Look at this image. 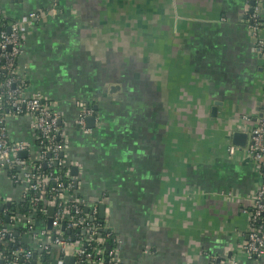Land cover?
Listing matches in <instances>:
<instances>
[{
  "label": "crops",
  "instance_id": "0c3cea01",
  "mask_svg": "<svg viewBox=\"0 0 264 264\" xmlns=\"http://www.w3.org/2000/svg\"><path fill=\"white\" fill-rule=\"evenodd\" d=\"M247 3L2 0L10 21L56 8L24 26L19 71L27 92L57 102L76 193L86 210L98 204V222L120 237L121 264H264L244 249V210L261 178L242 150L228 152L233 133L264 104ZM78 102L96 116L88 131L77 123ZM8 128L38 152L27 117ZM24 189L7 167L0 172L5 207Z\"/></svg>",
  "mask_w": 264,
  "mask_h": 264
},
{
  "label": "built area",
  "instance_id": "2783aa9c",
  "mask_svg": "<svg viewBox=\"0 0 264 264\" xmlns=\"http://www.w3.org/2000/svg\"><path fill=\"white\" fill-rule=\"evenodd\" d=\"M263 3L264 0H248L245 21L264 60V39L260 33L264 26ZM54 13L56 8L52 7L30 12L24 21H10L0 0V172L7 167L15 182L25 183L22 202H28V212L12 213L4 206L7 202L0 198L4 218L10 216L9 222L0 221V244L12 245L0 248V262L33 264L35 260V264H52L57 260V264H67L65 259L71 256L72 264H121L120 237L98 222V204L86 210L85 200L76 193L78 181L65 159L69 139L57 102L40 91L27 92V83L19 71L24 26L31 27ZM78 105L81 112L77 123L88 131L87 117L93 110L83 102ZM22 116L30 120L37 134V153L32 152L30 142L11 137L8 122ZM239 130L248 134L246 143L231 144L228 152L234 155L242 150L261 178L259 186L249 195L250 206L244 210L249 216L244 249L250 258H259L264 256V104L256 120L245 122ZM50 207H54L51 230L47 228ZM36 211L43 219L36 216ZM67 230L71 234L67 235ZM24 238H29V242ZM54 249L57 255L46 262L45 255H52Z\"/></svg>",
  "mask_w": 264,
  "mask_h": 264
},
{
  "label": "water",
  "instance_id": "95a60500",
  "mask_svg": "<svg viewBox=\"0 0 264 264\" xmlns=\"http://www.w3.org/2000/svg\"><path fill=\"white\" fill-rule=\"evenodd\" d=\"M263 12H264V3H263ZM115 88H119V86H112V89L114 90ZM221 102H216L215 106L213 108V115L216 116L217 115V106L220 105ZM260 110V108H259ZM95 120H96V116L92 115V116H88L87 117V121H88V125L89 127H94L95 125ZM248 134L246 132H240V131H235L232 135V142L233 144L236 145H241L244 146L247 140ZM22 156L26 155V152H21L20 153ZM10 204V203H9ZM9 204H7L9 206ZM105 213H106V204L102 203L100 205V217L103 219L105 217ZM53 215H54V207H50L49 211H48V221H47V228L49 230L52 229L53 226ZM10 216H6L5 220L8 222L9 221ZM38 224V221L36 222ZM63 227H64V223H63ZM16 234H18V231H15ZM25 242H29V238H24ZM34 258H36V254H34ZM74 261V258L71 256H67L65 259V262L67 264H72ZM0 264H2V262H0ZM33 264H35V260L33 261ZM52 264H57V260H54L52 262Z\"/></svg>",
  "mask_w": 264,
  "mask_h": 264
},
{
  "label": "trees",
  "instance_id": "16d2710c",
  "mask_svg": "<svg viewBox=\"0 0 264 264\" xmlns=\"http://www.w3.org/2000/svg\"><path fill=\"white\" fill-rule=\"evenodd\" d=\"M55 168L57 169V167H55ZM27 205H28V202H27V201H25V202L20 201L18 204H16V205L13 204V205H11V206L8 207V208H9V210H10L12 213H13V212H16V211H20V212H28V207H27ZM36 216H38V218H40V219H43V215H41L40 212H38V211H36ZM0 221H1V222H4V221H5V218H4V215H3V212H2L1 209H0ZM66 234L69 235V234H71V232H70L69 230H67V231H66ZM19 239H20V237H19ZM20 240L22 241V239H20ZM4 247L11 248L12 245H11V243H9V244L6 245V246L0 244V248H4ZM57 253H58L57 249H54L52 255H48V254H47V256L45 255L46 262H50V261L53 259V257H55V256L57 255Z\"/></svg>",
  "mask_w": 264,
  "mask_h": 264
}]
</instances>
